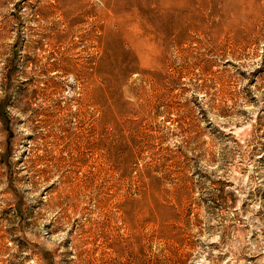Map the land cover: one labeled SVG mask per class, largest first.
Listing matches in <instances>:
<instances>
[{"label": "rangeland", "instance_id": "374dc122", "mask_svg": "<svg viewBox=\"0 0 264 264\" xmlns=\"http://www.w3.org/2000/svg\"><path fill=\"white\" fill-rule=\"evenodd\" d=\"M0 264H264V0H0Z\"/></svg>", "mask_w": 264, "mask_h": 264}]
</instances>
